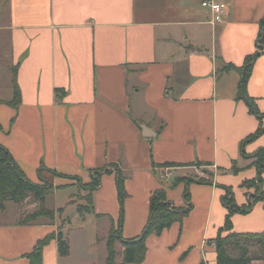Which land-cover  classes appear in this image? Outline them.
Wrapping results in <instances>:
<instances>
[{
    "label": "crops",
    "instance_id": "1",
    "mask_svg": "<svg viewBox=\"0 0 264 264\" xmlns=\"http://www.w3.org/2000/svg\"><path fill=\"white\" fill-rule=\"evenodd\" d=\"M216 1L227 9L211 24L202 0H0V145L33 182L41 167L56 172L45 206L61 210L19 224V214L37 204L20 211L5 201L0 264H30L27 254L46 237L41 264H106V252L96 254L99 245L106 248L111 227L121 216L124 238L140 234L150 196L161 186L179 208L187 207L188 190L191 209L147 237L139 264H217L219 232L264 231L262 201L232 213L231 229L222 230L227 194L240 208L255 190L245 182L258 175L253 154L264 148V131L242 142L264 129V115L236 97L238 71H219L242 66L256 51L264 0ZM14 70L18 105L11 103ZM246 91L264 114V51ZM165 162L179 165L160 166ZM95 178L98 185L88 190ZM86 193L93 211L79 214L78 204L89 206ZM59 230L67 255L58 251ZM122 250L116 242L117 264Z\"/></svg>",
    "mask_w": 264,
    "mask_h": 264
},
{
    "label": "trees",
    "instance_id": "2",
    "mask_svg": "<svg viewBox=\"0 0 264 264\" xmlns=\"http://www.w3.org/2000/svg\"><path fill=\"white\" fill-rule=\"evenodd\" d=\"M256 51L247 56L242 66L237 67L233 64H225L219 71L236 70L240 73L241 78L238 83L236 97L246 102L249 110L257 116H262L255 106L254 99L247 94L246 83L250 75L251 68L254 60L264 51V16L260 21V30L257 36ZM13 97L11 103L18 105L21 99L19 87L15 80V70L13 72ZM264 131L263 128L247 137L242 143L253 140ZM254 163L258 166V175L254 180L245 182L247 185L254 187V192L249 195L248 204L245 207L235 206L233 199L227 194L228 197L224 198V204L228 208L225 218V223L222 230L231 229L230 216L235 211L246 212L251 209L252 205L257 201H262L264 205V190L260 188L261 173L264 170V148L258 149L253 154ZM197 165H207L209 163L196 162ZM172 162H165L160 166H177ZM235 168V167H234ZM106 171V170H105ZM56 175V172L47 168L38 169L39 182L29 180L17 163L13 160L9 151L0 145V209H4L5 201H12L17 205L22 206L25 200H31L37 205L34 210L30 212H21L19 214L18 223L28 224L35 221L39 217H47L52 219V212L45 206V198L47 195L52 194L54 191L53 184L44 175ZM116 184L119 199L122 201L126 195L123 187V177L119 170L116 171ZM98 182L95 178L86 187L92 190L97 186ZM184 197L188 202L187 207H175L167 200L165 189L163 186L156 189L150 196L149 216L146 224L141 230L140 234L133 238H124L121 233V216L116 226H112L106 238V264L116 263L115 243L120 242L123 246L122 259L119 264L134 263L139 264L144 259L146 252L145 241L151 234L159 235L166 228H169L173 223L180 222L185 214L191 209L189 201V192L185 190ZM91 194L86 196L88 205L78 204L76 210L79 214L92 212L91 208ZM61 211V210H59ZM102 214H96V217H101ZM221 230V231H222ZM50 238L46 237L39 240L34 249L27 254L30 264L42 263V249ZM58 251L60 255H67L69 251V244L67 238L63 235L62 231L56 234ZM215 247L217 253V264H251L253 259H264V231L259 233H234L230 232L222 235L221 232L215 238ZM232 252L237 255L233 256Z\"/></svg>",
    "mask_w": 264,
    "mask_h": 264
},
{
    "label": "rangeland",
    "instance_id": "3",
    "mask_svg": "<svg viewBox=\"0 0 264 264\" xmlns=\"http://www.w3.org/2000/svg\"><path fill=\"white\" fill-rule=\"evenodd\" d=\"M48 180H50L51 181V177L53 176V175H50V174H48V173H45V175H44ZM60 194V193H59ZM88 195V193H86V195L85 196H87ZM80 196H82V195H80ZM79 196V197H80ZM84 199V198H83ZM87 201V200H86ZM31 203H35V202H33V201H31V200H25L24 202H23V204H22V206H20V211H22V210H32L34 207V205L33 204H31ZM49 204V203H48ZM49 210H51V212H52V218H54L55 217V215H56V213L58 212H60L59 210H55V209H49ZM76 210V209H75ZM47 218V217H46ZM49 219V218H48ZM62 223H65V220H62ZM92 227V226H91ZM102 228H101V226L100 225H97V233L98 234H101V232H102ZM72 237V240H71V243H72V245H73V250H74V253H73V255L76 257V256H78L79 255V252H80V243H81V241H80V238H79V233L78 232H75V234H73V236H71ZM103 250H104V252H106V255H107V251H106V248H103V246L101 247L100 245H99V248H98V252H97V254H96V258L97 259H99L101 256H103Z\"/></svg>",
    "mask_w": 264,
    "mask_h": 264
},
{
    "label": "built area",
    "instance_id": "4",
    "mask_svg": "<svg viewBox=\"0 0 264 264\" xmlns=\"http://www.w3.org/2000/svg\"><path fill=\"white\" fill-rule=\"evenodd\" d=\"M201 5L209 12V22L217 24L223 20L227 6L224 2L216 0H202Z\"/></svg>",
    "mask_w": 264,
    "mask_h": 264
}]
</instances>
